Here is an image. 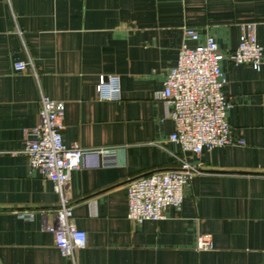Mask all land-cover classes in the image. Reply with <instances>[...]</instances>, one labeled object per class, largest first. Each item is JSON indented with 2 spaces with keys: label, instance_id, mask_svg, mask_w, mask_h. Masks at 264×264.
Returning <instances> with one entry per match:
<instances>
[{
  "label": "crops",
  "instance_id": "crops-1",
  "mask_svg": "<svg viewBox=\"0 0 264 264\" xmlns=\"http://www.w3.org/2000/svg\"><path fill=\"white\" fill-rule=\"evenodd\" d=\"M244 22L262 46L258 70L230 58ZM183 27L197 33L188 46L212 36L222 53L225 119L243 144L195 154L168 139V106L154 92ZM16 60L30 65L15 72ZM99 75L118 77V100L97 99ZM41 94L64 104L66 146L114 150L85 154L70 173L73 223L86 235L79 262L264 264V0H0V264H68L45 228L57 204L51 182L28 174L20 153ZM181 162L196 172L180 209L128 221V180ZM24 210L30 219L18 217ZM198 234L210 249H195Z\"/></svg>",
  "mask_w": 264,
  "mask_h": 264
},
{
  "label": "built area",
  "instance_id": "built-area-1",
  "mask_svg": "<svg viewBox=\"0 0 264 264\" xmlns=\"http://www.w3.org/2000/svg\"><path fill=\"white\" fill-rule=\"evenodd\" d=\"M239 28L238 42L230 58L234 64H247L258 70L262 62V46L256 40L254 24L244 22ZM182 34L176 60L163 74L162 89L154 92V97L162 99L168 106L167 115L173 124L168 139L180 150L195 154L202 149L243 144L242 139L233 136L225 119L230 104L222 90L225 78L219 63L223 55L215 40L212 36H205L201 42L188 46V40L197 41V33L193 28L183 27ZM29 65V62L16 60L12 62V69L23 72ZM32 73L35 75L34 71ZM95 92L99 100H118V77L99 75ZM38 104L35 123L22 130L20 153L26 159L27 173L37 171L43 179L51 182L56 194L57 204L51 212V223L45 226L52 234L55 247L68 264H82L76 254L85 246L86 235L73 223L70 173L80 168L85 154L96 152L107 158L114 150H88L76 144L66 146L62 140L63 102L41 94ZM194 172V166L181 162L178 169L152 172L128 180L125 218L139 223L164 218L167 207L178 211L184 188ZM17 215L25 219L32 217L28 210L18 211ZM211 247L208 234L196 236V250Z\"/></svg>",
  "mask_w": 264,
  "mask_h": 264
}]
</instances>
